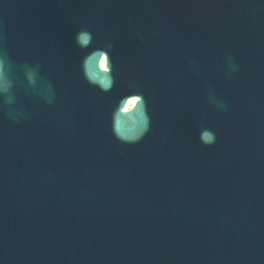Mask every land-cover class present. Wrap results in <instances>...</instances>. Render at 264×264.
I'll use <instances>...</instances> for the list:
<instances>
[{
    "label": "water",
    "instance_id": "1",
    "mask_svg": "<svg viewBox=\"0 0 264 264\" xmlns=\"http://www.w3.org/2000/svg\"><path fill=\"white\" fill-rule=\"evenodd\" d=\"M0 264H264V0H0Z\"/></svg>",
    "mask_w": 264,
    "mask_h": 264
},
{
    "label": "bare ground",
    "instance_id": "2",
    "mask_svg": "<svg viewBox=\"0 0 264 264\" xmlns=\"http://www.w3.org/2000/svg\"><path fill=\"white\" fill-rule=\"evenodd\" d=\"M100 64H101V67L104 68V66H105V60H104V58H102ZM136 101H137L136 98L129 99L127 101L124 109L127 110V109L131 108L135 104Z\"/></svg>",
    "mask_w": 264,
    "mask_h": 264
},
{
    "label": "snow or ice",
    "instance_id": "3",
    "mask_svg": "<svg viewBox=\"0 0 264 264\" xmlns=\"http://www.w3.org/2000/svg\"><path fill=\"white\" fill-rule=\"evenodd\" d=\"M108 62H109V57H108Z\"/></svg>",
    "mask_w": 264,
    "mask_h": 264
}]
</instances>
